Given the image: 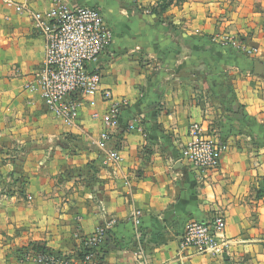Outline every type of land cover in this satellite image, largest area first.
<instances>
[{
  "label": "crops",
  "instance_id": "0c3cea01",
  "mask_svg": "<svg viewBox=\"0 0 264 264\" xmlns=\"http://www.w3.org/2000/svg\"><path fill=\"white\" fill-rule=\"evenodd\" d=\"M71 2L107 21L111 43L94 65L125 105L117 125L99 97L79 101L72 125L48 112L27 87L43 38L0 0V264H40L20 257L31 243L73 255L99 226L104 264H264V0ZM195 122L229 145L215 171L181 158ZM103 133L118 163H104ZM215 215L222 255L181 247L185 222Z\"/></svg>",
  "mask_w": 264,
  "mask_h": 264
},
{
  "label": "built area",
  "instance_id": "2783aa9c",
  "mask_svg": "<svg viewBox=\"0 0 264 264\" xmlns=\"http://www.w3.org/2000/svg\"><path fill=\"white\" fill-rule=\"evenodd\" d=\"M8 7L18 12H26L36 33L44 42L42 61L34 72V80L27 85L38 92L47 111L65 124L72 125L77 118L79 101H86L91 107L97 105V97L110 103V109L103 115L109 125H117L118 115L124 107L123 100L113 98L108 90L101 89L99 66L94 65L98 57L109 47L112 32L98 8L73 4L71 0H50V8L45 11L29 9L25 1L3 0ZM94 119L101 115L92 114ZM106 133L96 142L102 151L104 163H118L120 151L105 147ZM229 145L215 133L205 131L199 123L188 128V140L181 149V158L193 169L201 172L219 168L222 155ZM136 227H140V213L132 215ZM225 219L215 215L208 220H189L184 223L180 235L182 248L197 254L222 255L224 240L222 233ZM140 232V231H139ZM138 236H141V232ZM107 231L102 227L81 239L75 254L36 252L31 248L22 253L21 259L29 256L40 264H104L102 247Z\"/></svg>",
  "mask_w": 264,
  "mask_h": 264
},
{
  "label": "trees",
  "instance_id": "16d2710c",
  "mask_svg": "<svg viewBox=\"0 0 264 264\" xmlns=\"http://www.w3.org/2000/svg\"><path fill=\"white\" fill-rule=\"evenodd\" d=\"M31 245H32V247H30L33 251H36V252H40V251H42L43 253H46V252H48L49 250H47L46 248H43V249H41V247L40 246H37V244L36 243H31ZM27 250V249H26Z\"/></svg>",
  "mask_w": 264,
  "mask_h": 264
}]
</instances>
